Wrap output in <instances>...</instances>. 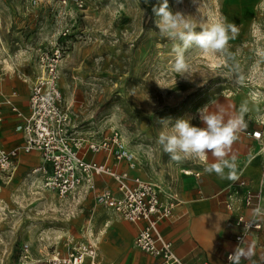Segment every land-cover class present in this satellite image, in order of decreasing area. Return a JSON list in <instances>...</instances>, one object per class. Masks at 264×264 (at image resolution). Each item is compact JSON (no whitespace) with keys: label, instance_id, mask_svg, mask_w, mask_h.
Here are the masks:
<instances>
[{"label":"rangeland","instance_id":"obj_1","mask_svg":"<svg viewBox=\"0 0 264 264\" xmlns=\"http://www.w3.org/2000/svg\"><path fill=\"white\" fill-rule=\"evenodd\" d=\"M200 2L198 13L193 0H168L173 12L198 22L226 18L237 26L228 48L245 76L242 84L231 72L232 59L198 51L188 54L193 81L171 71L172 42L159 35L153 12L162 0H0V84L25 66L33 69L31 82L38 55L60 48L61 106L73 131L95 139L118 131L136 158L135 176L155 183L163 197L202 162L171 161L157 143L160 121L172 126L190 118L203 127L199 109L219 96H241L264 123V101L257 106L250 96L264 93V62L257 64L264 50V0ZM1 176L0 264H45L65 239L92 240L91 230L96 234L107 215L91 190L59 198L34 177Z\"/></svg>","mask_w":264,"mask_h":264},{"label":"built area","instance_id":"obj_2","mask_svg":"<svg viewBox=\"0 0 264 264\" xmlns=\"http://www.w3.org/2000/svg\"><path fill=\"white\" fill-rule=\"evenodd\" d=\"M78 6L81 7V3ZM61 57L62 52L58 47L38 55V72L30 85L28 112L22 116L23 143L6 149L0 140V173L10 179L16 171L19 154L37 151L41 161L30 170L29 175L38 178L44 189L52 191L59 198L72 196L84 186L91 190L94 176L107 175L117 183L116 188L95 192L94 201L126 223L144 222L136 232L133 244L153 257L156 264H185L174 253L171 241L166 240L158 230L160 221L175 219L177 196L166 191L162 197L155 183L139 176L129 179L127 172L116 170L119 161H125L129 169H134L136 165L135 156L126 149L118 131L112 130L100 139L85 138L73 131L70 115L61 106L62 96L58 86V64ZM2 122L0 108V127ZM251 136L258 141L264 139L261 130L251 132ZM90 153H103L105 160L89 161L87 155ZM186 174L197 175V172L188 171ZM260 182L264 185V167ZM236 183L244 187L246 180L239 179ZM258 201L259 193L253 191H246L239 199L242 207L253 209L257 208ZM225 206L230 208L231 205L225 202ZM234 224L239 229L235 236L237 243L264 227V223L258 222L253 215L240 213L235 216ZM45 264L102 262L98 260L94 241L79 242L67 238L63 247L49 253Z\"/></svg>","mask_w":264,"mask_h":264},{"label":"crops","instance_id":"obj_3","mask_svg":"<svg viewBox=\"0 0 264 264\" xmlns=\"http://www.w3.org/2000/svg\"><path fill=\"white\" fill-rule=\"evenodd\" d=\"M33 74V69L25 66L21 75L10 74L0 84V108L3 115L0 140L6 149L18 147L23 143L22 116L28 112V97L32 83L30 78ZM213 100L223 104L229 113H235L241 102L246 99L241 96H219L212 99L208 105ZM249 108L251 111L244 117L247 128L232 146V155L235 156L237 164V181L246 180L244 187L239 186L237 181L222 180L215 173H206L204 162L195 171L197 175L180 176L169 186V190L178 199V204L174 207L175 219L160 221L158 230L166 240L171 241L174 253L185 264L204 262L230 264L228 255L232 254L240 244L235 241L239 229L234 224V218L239 213L252 216L254 210L252 207H242L239 203L240 197L246 191L258 192L257 207L264 209V185L260 182L261 170L264 167V148H262L264 139L258 141L251 136V132L256 130H261L264 136V123L261 122L260 115L256 113L251 103ZM202 125L204 127L203 123ZM209 157L207 163L213 162L210 153ZM87 160L103 162L105 156L103 153H90L87 155ZM40 161V154L37 151L21 152L13 174L14 181H25L28 177H32L29 172ZM116 170L127 172L129 179L136 174L135 169H129L125 161H119ZM1 175L0 173V184L3 180ZM13 176L7 179L10 181ZM97 178L98 185L94 187L92 185L93 193L116 188L117 183L107 175L94 176L92 184ZM81 190L88 189L84 186ZM225 202L230 203V208L225 206ZM104 212L107 215L103 219L102 226L96 234L91 230L92 234L89 236L95 243L98 260L102 264H156L153 257L133 244L134 236L144 222L126 223L116 215L106 210ZM255 219L264 223V218ZM244 240L245 246L254 249L255 255L252 259L255 264H264V227L258 232L247 235ZM241 264H248V261L242 258Z\"/></svg>","mask_w":264,"mask_h":264},{"label":"clouds","instance_id":"obj_4","mask_svg":"<svg viewBox=\"0 0 264 264\" xmlns=\"http://www.w3.org/2000/svg\"><path fill=\"white\" fill-rule=\"evenodd\" d=\"M147 3L148 0H145ZM198 4L197 12H200V0H193ZM156 16L155 25L161 37L172 42L171 71L179 77L193 81L189 53L198 51L204 54L218 55L233 60L231 72L236 76L237 83H243L245 76L240 66L235 62L233 54L229 51L228 42L238 35V28L225 19H217L214 22H198L196 17L186 15L183 12H173L169 8L168 0H162L158 7L153 8ZM197 28L200 31H197ZM264 62V50L257 53ZM158 84V83H157ZM159 85V84H158ZM252 102L259 105L264 101V93L253 92L250 94ZM249 100L241 102L235 113H229L223 104L213 100L198 110L199 119L204 127L193 126L189 119H178L172 125L170 121L162 120L161 131L157 143L164 153L168 154L171 161L183 163L185 161H200L205 163L204 171L208 174L215 173L220 179L237 181L236 158L232 155V146L238 140L240 134L247 128L244 117L251 109ZM209 153L213 162L207 163ZM253 217L264 218V209L257 207L253 210ZM251 227V225H249ZM254 249L245 246V240L228 256L230 264H241L242 258L248 264H255Z\"/></svg>","mask_w":264,"mask_h":264},{"label":"bare ground","instance_id":"obj_5","mask_svg":"<svg viewBox=\"0 0 264 264\" xmlns=\"http://www.w3.org/2000/svg\"><path fill=\"white\" fill-rule=\"evenodd\" d=\"M86 232H87L86 234H88V232H89V231H88V230H86ZM90 234H92V233H90ZM89 236H90V235H89Z\"/></svg>","mask_w":264,"mask_h":264}]
</instances>
